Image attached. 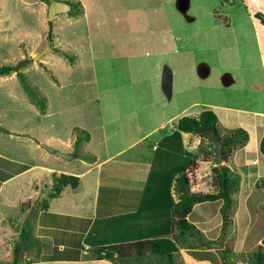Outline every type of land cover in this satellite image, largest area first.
<instances>
[{
  "label": "rangeland",
  "instance_id": "374dc122",
  "mask_svg": "<svg viewBox=\"0 0 264 264\" xmlns=\"http://www.w3.org/2000/svg\"><path fill=\"white\" fill-rule=\"evenodd\" d=\"M51 1L0 0V66L17 68L0 79V110L6 109L21 126L31 128L36 141L48 138L58 151L74 154L75 159L61 158L57 164L65 163L76 171L85 168L80 160L90 163L96 157L103 159L140 139L126 154L143 148L148 156L159 134L145 135L163 114L161 109L169 110L162 115L168 120L182 107L201 100L199 88L210 93L213 90L209 88L218 87L223 73L231 74L237 82L240 73L234 67L242 54L238 38L246 41L247 50L252 47V36L247 33L252 32L248 18L256 11L253 0H246L245 6L240 0H231L234 5L228 9L219 0H61L68 1L71 10L49 21ZM46 48L52 51L37 59ZM201 66L209 68L207 76L200 77ZM169 72L170 98L162 90L163 75ZM22 76L40 101L23 88ZM8 94L16 98L12 97L11 103ZM203 97L210 99L209 95ZM194 137L199 144L201 138ZM181 141L183 147L188 146L182 136ZM190 149L193 154L197 147ZM254 149L251 143L248 150ZM209 162L212 165L202 180L195 175L197 169L187 171L192 191L215 192L211 182L214 158ZM244 196L235 194L232 198L219 250L202 242L219 241L224 225L222 201L194 207L188 219L201 231L202 241H190L204 247L180 249L179 264H249L254 252L264 251L263 184L250 199ZM24 213L17 215V239L10 241L11 245L19 240L16 233ZM21 227L27 233L32 229L28 222L24 226L20 223ZM11 245V256L0 264H12ZM44 247V253H52L49 245ZM36 248L30 251L32 259L38 257ZM223 250L229 252L228 263L223 260ZM148 258L150 264H165L160 258ZM139 260L138 264H148L144 258ZM19 264L28 261L22 258Z\"/></svg>",
  "mask_w": 264,
  "mask_h": 264
},
{
  "label": "crops",
  "instance_id": "0c3cea01",
  "mask_svg": "<svg viewBox=\"0 0 264 264\" xmlns=\"http://www.w3.org/2000/svg\"><path fill=\"white\" fill-rule=\"evenodd\" d=\"M240 1L242 5H246V0ZM253 1L255 10L264 15V0ZM219 2L222 5L220 0ZM233 5L234 1L232 5L225 4L224 8H232ZM250 16L252 18L248 19L252 32L247 34L252 36V47L247 50L246 41L238 38L242 54H238L240 63L234 68L240 73L239 80L236 82L231 74L223 73L219 78L218 87L209 88L213 90L210 93L199 88L197 95L201 100L182 107L176 114H171L168 120L162 115L169 110L161 109L163 114L157 118L153 129L145 135L159 134L148 156L144 155L143 148L135 153L126 154V150L140 139L103 159L96 157L95 161L90 163L80 160L81 167H85L82 171L68 169L65 163L57 164L62 161L61 158L42 148L45 146L59 150L51 145L48 138L40 136L39 141H36L31 128L21 126L15 121L17 117H11L6 109H1L0 252L3 259H0V262H7L11 256L9 242L17 239L14 233L16 218L20 212H25L18 228L20 223L24 226V222H28L32 229L26 238L27 249L22 255L24 260H32L31 264H116L113 260L91 258L90 248L84 242L86 235L96 220L103 221L134 214L137 211L153 152L159 140L171 134L180 118L195 116L205 110L215 114L221 129L241 128L248 133L247 143L233 152L227 165L230 169L232 165L235 169L232 171L240 177L239 190L236 194L245 195V199H250L249 195L258 187L256 184L260 179L264 180V156L258 151L259 141L264 136V24L254 18V13ZM199 71L200 77L202 74L203 76L209 74V68L206 66H201ZM3 77L5 76H0V79ZM163 77L162 90L169 97L172 93L171 73H166ZM183 93L186 94L187 90ZM203 94L210 96L209 101L204 100ZM8 96L11 103L10 99L14 95ZM181 136L183 144L185 141L188 143V146L184 144L185 150L191 153L190 148L196 149L199 140L194 137L195 135L182 133ZM90 140L91 137L85 143ZM251 143L255 149L249 151ZM210 165H212L210 162H197L194 169L190 170L197 169L195 175L202 180V174L207 173ZM214 166L215 164L211 167ZM60 173L78 177L80 185L74 190L66 187L58 197L49 201L46 209H43L41 202L50 193L52 177ZM47 245L50 246L52 253L43 252V249L46 250L44 246ZM33 246L37 247L36 259H32L30 254ZM146 258L144 260L150 264ZM131 261L138 264L140 260L130 259L123 264Z\"/></svg>",
  "mask_w": 264,
  "mask_h": 264
},
{
  "label": "trees",
  "instance_id": "16d2710c",
  "mask_svg": "<svg viewBox=\"0 0 264 264\" xmlns=\"http://www.w3.org/2000/svg\"><path fill=\"white\" fill-rule=\"evenodd\" d=\"M220 1L224 5L233 4L231 0ZM254 18L264 24V15L259 11H255ZM50 35L51 32L48 36ZM16 70V66L1 65L0 76L9 75ZM21 78L24 80L23 88L29 96L40 101L32 86L25 82V77ZM209 132L214 133L223 146L225 165L212 168L211 182L215 192L203 194L191 190L187 171L198 161L209 162L214 158V146L206 137ZM182 133L201 138L195 153L191 154L184 150ZM248 138V133L241 128L221 129L217 117L210 110L180 118L171 134L164 136L154 149L137 211L134 214L103 221L96 220L93 223L84 240L90 248L92 258L113 260L123 264L130 259L138 260L153 256L165 260V264H179L177 254L180 249L203 248L201 244L190 241L197 238L201 242L202 233L188 220V216L198 204L222 201L221 212L224 223L226 227L228 226L232 198L239 190L240 177L226 164L233 152L247 143ZM258 151L264 156V136L259 141ZM261 183H264L263 179H260L256 186ZM78 186L79 178L76 176L54 175L51 192L47 199L41 202V207L46 209L49 201L58 197L66 187L74 190ZM27 234L21 227L19 240L12 242V264H19L22 260L21 251L27 249L23 242ZM228 253V250L222 251L223 260L227 263ZM31 263L28 261V264ZM249 264H264V251L254 252Z\"/></svg>",
  "mask_w": 264,
  "mask_h": 264
},
{
  "label": "water",
  "instance_id": "95a60500",
  "mask_svg": "<svg viewBox=\"0 0 264 264\" xmlns=\"http://www.w3.org/2000/svg\"><path fill=\"white\" fill-rule=\"evenodd\" d=\"M71 10V6L61 0H52L49 3L48 6V10H47V17L49 21H52L57 15L59 14H66ZM52 51L50 48H46L45 50H43L40 54H38V56L36 57L37 59L42 57L44 54H46V52ZM207 140L209 142H211L214 146V164L215 166H220V165H224L225 162L223 160V146L222 144L218 141L216 135L214 133H207L206 134ZM42 148L46 149L48 152H50L51 154H54L64 160L70 161L74 158H76V156L74 154L71 153H64V152H60L56 149H51V148H47L45 146H42ZM225 230H226V224L224 223L223 228H222V232H221V236L219 238V241L217 243H210V242H202V244L204 246H208V247H215L216 249H222L223 248V242H224V236H225ZM262 244H264V239L261 241Z\"/></svg>",
  "mask_w": 264,
  "mask_h": 264
},
{
  "label": "flooded vegetation",
  "instance_id": "af4514ba",
  "mask_svg": "<svg viewBox=\"0 0 264 264\" xmlns=\"http://www.w3.org/2000/svg\"><path fill=\"white\" fill-rule=\"evenodd\" d=\"M66 3H68V1H65ZM69 4V3H68Z\"/></svg>",
  "mask_w": 264,
  "mask_h": 264
}]
</instances>
